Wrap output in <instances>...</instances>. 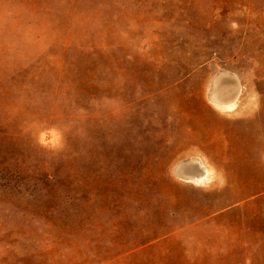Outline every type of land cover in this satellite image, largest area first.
I'll return each mask as SVG.
<instances>
[{"label": "rangeland", "instance_id": "obj_1", "mask_svg": "<svg viewBox=\"0 0 264 264\" xmlns=\"http://www.w3.org/2000/svg\"><path fill=\"white\" fill-rule=\"evenodd\" d=\"M0 264H264V0H0Z\"/></svg>", "mask_w": 264, "mask_h": 264}, {"label": "bare ground", "instance_id": "obj_2", "mask_svg": "<svg viewBox=\"0 0 264 264\" xmlns=\"http://www.w3.org/2000/svg\"><path fill=\"white\" fill-rule=\"evenodd\" d=\"M241 86L236 80V76L221 73L214 80L213 91L210 94V101L216 105L220 106H231L237 100L240 94ZM183 175H180L183 178H189L192 180L201 181L206 177L205 170L201 171L199 165L192 163L190 165H184L182 167Z\"/></svg>", "mask_w": 264, "mask_h": 264}, {"label": "water", "instance_id": "obj_3", "mask_svg": "<svg viewBox=\"0 0 264 264\" xmlns=\"http://www.w3.org/2000/svg\"><path fill=\"white\" fill-rule=\"evenodd\" d=\"M179 176V175H178ZM181 177V176H180ZM181 178H183V177H181ZM186 179H188V178H186ZM189 180V179H188Z\"/></svg>", "mask_w": 264, "mask_h": 264}]
</instances>
